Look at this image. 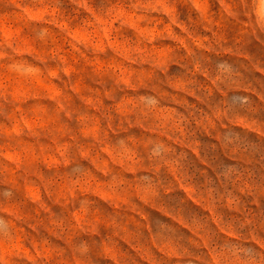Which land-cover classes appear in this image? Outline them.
Here are the masks:
<instances>
[{"label": "clouds", "instance_id": "clouds-1", "mask_svg": "<svg viewBox=\"0 0 264 264\" xmlns=\"http://www.w3.org/2000/svg\"><path fill=\"white\" fill-rule=\"evenodd\" d=\"M0 264H264V0H0Z\"/></svg>", "mask_w": 264, "mask_h": 264}]
</instances>
